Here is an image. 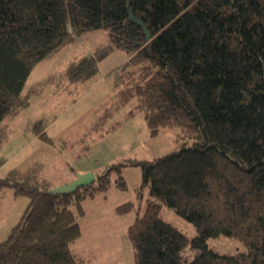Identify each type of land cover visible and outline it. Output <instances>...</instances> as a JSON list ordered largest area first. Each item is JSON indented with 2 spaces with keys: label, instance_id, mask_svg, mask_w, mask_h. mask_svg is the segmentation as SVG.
<instances>
[{
  "label": "trees",
  "instance_id": "1",
  "mask_svg": "<svg viewBox=\"0 0 264 264\" xmlns=\"http://www.w3.org/2000/svg\"><path fill=\"white\" fill-rule=\"evenodd\" d=\"M97 29L105 39L92 51L27 83L37 63ZM114 49L125 59L113 69L112 93L93 106V121L66 139L47 133L57 115H44L32 123V137L58 154L70 150L76 161L140 114L150 136L175 131L174 148L115 157L69 193L49 192L55 184L41 158L7 170L0 192L11 188L28 201L0 240V264H88L72 248L82 235V201L106 191L113 173L125 188L127 165L140 167L136 196L144 198L142 208L132 200L115 207L135 210L127 225L133 264H264V0H0V149L11 135L8 121L33 96L48 86L72 93L96 78L98 62ZM6 160L0 153V166ZM163 206L194 233L163 219ZM218 236L244 249L215 250L207 240Z\"/></svg>",
  "mask_w": 264,
  "mask_h": 264
},
{
  "label": "rangeland",
  "instance_id": "2",
  "mask_svg": "<svg viewBox=\"0 0 264 264\" xmlns=\"http://www.w3.org/2000/svg\"><path fill=\"white\" fill-rule=\"evenodd\" d=\"M104 39L105 31L103 29L81 34L53 57L37 63L31 70L27 83L33 82L36 78L37 80L41 79L49 72L60 70L72 57L92 51V45L94 46ZM93 42L95 44H92ZM122 55L125 56L120 49L110 51L98 62L99 72L96 78L77 84L72 94L64 91H52V86H48L43 95L33 96L29 105L19 111L11 121H8L12 131L9 139L0 149L1 155L7 157V161L0 167V175H3L8 167L14 166L13 163H10V158L23 149L28 153L20 160L15 159L14 161L19 160L15 166L28 159H43L48 163L47 174L52 177L54 186L70 181L72 166L76 168L74 175L81 172L79 165L86 162L78 163L71 159L70 150L59 152V155L53 145L32 137V123L36 118L44 115L60 116L65 111L74 115V102L84 94H87V98L97 96L94 86L102 83L101 86L107 90L106 94L88 109L83 110L74 118L75 120L60 131V134L66 139L78 136L83 126L89 125L93 121V106L103 97L112 93L113 69L123 63ZM174 134L175 131L165 129L155 136H150L143 117L137 114L132 120L102 138L93 148L91 159L86 164L90 165L93 171H99L115 161L116 158L141 159L164 154L174 148ZM122 174L126 181L125 188H119L114 184L115 175L113 173L111 185L106 191L82 201L86 210L84 215L79 218L82 235L72 244V248L82 252L87 257L88 264H133L127 225L133 220L135 210L118 214L115 207L127 200H132L136 205L139 203V206L143 207L144 198L136 196V186L141 179V169L139 166L127 165L122 167ZM27 200L26 196L15 198L11 188H4L0 192V240L6 236L9 229L18 220L26 207ZM160 216L179 227L187 235L191 236L194 233L193 225L176 215L171 209L163 206ZM207 243L215 250L224 253H234L244 249L240 241L226 236L209 238Z\"/></svg>",
  "mask_w": 264,
  "mask_h": 264
},
{
  "label": "crops",
  "instance_id": "3",
  "mask_svg": "<svg viewBox=\"0 0 264 264\" xmlns=\"http://www.w3.org/2000/svg\"><path fill=\"white\" fill-rule=\"evenodd\" d=\"M92 44H95L94 42L92 43ZM96 45V44H95ZM95 45L93 46L92 45V49H94V47H95ZM121 59L123 60V59H125V56L124 55H122L121 56ZM98 70H99V68H98ZM31 73V72H30ZM29 76H30V74H29ZM28 76V77H29ZM28 79V78H27ZM37 81V78L36 79H34V81L33 82H36ZM30 83H32V82H30ZM101 84L102 83H99V84H96L95 86H94V88H95V90H96V93H97V96H95L94 98L92 97H88L87 98V94L85 95H83L82 97H80L76 102H74V105H73V108L75 109V111L73 112L74 113V115L72 114V113H70V112H68V111H65L64 113H62L60 116H57V117H55L52 121H51V123L47 126V128H46V131H47V133L50 135V136H56V135H58V136H61V134H60V131L65 127V126H67L68 124H70L73 120H75L74 118L77 116V115H79L83 110H85V109H88L90 106H92L99 98H101L104 94H106V91L107 90H105L104 89V87L103 86H101ZM98 85V86H97ZM93 88V89H94ZM72 89H73V87H72ZM92 89V90H93ZM72 94V93H71ZM68 113V114H67ZM72 114V115H71ZM34 141V140H33ZM36 141V140H35ZM25 153V154H24ZM28 152H26L25 151V149H23V150H20V151H18L15 155H13L11 158H10V163H13L14 164V166L17 164V162L20 160V159H22L26 154H27ZM92 155V152H91V154H89L86 158H84V159H79V160H76V162H86L87 163V161H90V156ZM15 159H19L18 161H14ZM80 160H83V161H80ZM7 161V160H6ZM5 161V162H6ZM4 162V163H5ZM3 163V164H4ZM86 163H83L82 165H79V167L81 168L79 171H81V172H85V171H88V170H92L93 171V168L90 166V165H87ZM2 164V165H3ZM1 165V166H2ZM0 166V167H1ZM14 166H12V167H14ZM12 167H8V169H6L3 173H5L7 170H9L10 168H12ZM95 170V169H94ZM93 172H95V171H93ZM140 181H141V179H140ZM140 183V182H139ZM138 186V185H137ZM28 201V200H27Z\"/></svg>",
  "mask_w": 264,
  "mask_h": 264
},
{
  "label": "water",
  "instance_id": "4",
  "mask_svg": "<svg viewBox=\"0 0 264 264\" xmlns=\"http://www.w3.org/2000/svg\"><path fill=\"white\" fill-rule=\"evenodd\" d=\"M96 176L92 170L77 172L70 181L53 186L49 189L50 193H69L74 191L78 186L86 185L95 180Z\"/></svg>",
  "mask_w": 264,
  "mask_h": 264
}]
</instances>
